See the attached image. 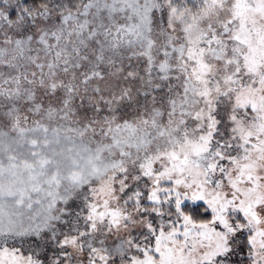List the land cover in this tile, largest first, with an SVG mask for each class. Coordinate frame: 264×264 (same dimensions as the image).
Here are the masks:
<instances>
[{"label":"snow or ice","instance_id":"6c2138e0","mask_svg":"<svg viewBox=\"0 0 264 264\" xmlns=\"http://www.w3.org/2000/svg\"><path fill=\"white\" fill-rule=\"evenodd\" d=\"M0 264H264V0H0Z\"/></svg>","mask_w":264,"mask_h":264}]
</instances>
